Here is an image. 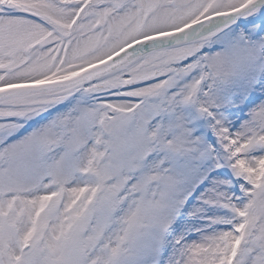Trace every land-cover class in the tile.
Masks as SVG:
<instances>
[{
	"label": "snow or ice",
	"instance_id": "obj_1",
	"mask_svg": "<svg viewBox=\"0 0 264 264\" xmlns=\"http://www.w3.org/2000/svg\"><path fill=\"white\" fill-rule=\"evenodd\" d=\"M0 264H264V0H0Z\"/></svg>",
	"mask_w": 264,
	"mask_h": 264
}]
</instances>
